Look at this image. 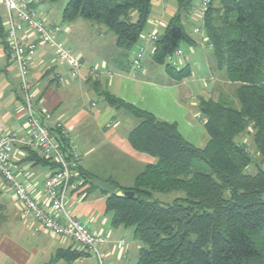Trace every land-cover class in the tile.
<instances>
[{"label":"trees","instance_id":"trees-1","mask_svg":"<svg viewBox=\"0 0 264 264\" xmlns=\"http://www.w3.org/2000/svg\"><path fill=\"white\" fill-rule=\"evenodd\" d=\"M151 1L67 0L62 20L103 24L114 33L116 46L129 50L147 25ZM176 2L175 14L157 34L152 59L164 65L170 77L181 79L190 74L188 64L178 67L169 58L182 43H192L181 21V12L189 11L192 0ZM218 4L209 3L202 30L233 96L218 91L216 99H199L207 135L203 146L185 140L174 122L160 121L104 89L100 92L111 106L125 108L139 119L127 140L136 151L156 158L136 174L132 187L107 181L134 191L133 198L108 193L105 208L112 225L131 228L141 243L135 264H264V168L255 165V172L249 171L253 154L238 139L249 134L253 153L264 164V0ZM3 41L6 44L5 32ZM54 132L69 157V138L59 129ZM40 158L52 169L57 167ZM78 170L82 184L93 187L95 176L80 166ZM171 191H182L184 197L166 205L148 199L153 192ZM87 252L58 254L77 257Z\"/></svg>","mask_w":264,"mask_h":264},{"label":"crops","instance_id":"crops-1","mask_svg":"<svg viewBox=\"0 0 264 264\" xmlns=\"http://www.w3.org/2000/svg\"><path fill=\"white\" fill-rule=\"evenodd\" d=\"M211 1L214 7H218V0ZM196 5L192 1L189 11L181 12L183 25L192 19ZM176 10V0H152L151 17L146 25L150 29L146 32H162L164 28L157 29L154 22L155 17L160 21L161 16L157 13L166 14L168 21ZM45 15L48 22L61 27L57 41L72 47V53L80 59V66L77 76L72 77L66 65L57 63L52 50L40 46L28 64L32 104L37 111L46 110L51 113L52 120L62 123L70 145L78 153L82 170L93 174L96 179L129 188L136 174L156 161L155 157L131 147L127 135L139 119L125 108L107 103L100 95L103 89L152 113L160 121L174 122L188 142L199 147L206 143L203 120H198V103L200 98L211 95L215 81L224 71L217 68L212 49L203 40V30L197 37L188 34L192 39V43L187 44L190 52L185 57L184 54L179 56L181 61L176 59L177 63L188 64L190 74L174 79L166 73L164 65V72L151 74L157 63L152 59L153 47L144 37L134 44L138 46L135 52L139 47L150 48V60L143 62L145 67L142 69H134L132 58L125 57L134 45L129 50L117 47L116 38L113 40L109 36L105 25L102 27L100 23L83 19L63 21L62 10L57 18L49 12ZM0 25V132L12 130L22 134L27 111L19 73L9 62L7 45L3 41L6 9L1 0ZM20 35L25 40L32 38L23 32ZM197 64L202 68L201 73ZM191 65L195 66L194 71ZM60 76L63 81L59 80ZM96 100L102 101L103 105L94 108ZM40 157L37 148L15 144L10 161L29 194L43 203V181L52 168ZM114 167L117 168L113 170ZM128 174L132 184L120 186L122 176ZM107 194L86 183L77 189H69L65 198L66 210L72 217L89 231L106 237L107 240L99 246L100 259L89 251L77 257L59 256L58 252L81 248L71 239L49 230H35L36 222L22 215L18 201L0 176V264H135L141 243L131 228L112 225L111 212L105 208Z\"/></svg>","mask_w":264,"mask_h":264},{"label":"built area","instance_id":"built-area-1","mask_svg":"<svg viewBox=\"0 0 264 264\" xmlns=\"http://www.w3.org/2000/svg\"><path fill=\"white\" fill-rule=\"evenodd\" d=\"M1 1L6 9L5 42L8 60L19 73V84L23 92L27 120L22 134L12 130L0 132V176L18 201L22 215L36 222L35 230L46 229L57 236L69 238L79 245V248L92 252L100 259L99 246L107 240L106 237L103 234L89 231L84 224L69 214L65 206V198L69 189H77L83 185L78 170V153L69 141L70 156L67 157L54 132L59 129L67 136L62 123L52 120L50 112L34 109L28 79L29 61L37 54L40 46L52 50L57 63L66 65L72 77L78 74L80 59L67 45L57 41L61 27L48 22L46 15L36 10L33 0ZM210 2L211 0H198L197 5L193 7V14H195L192 15V20L196 22L200 19L201 22V25H193V33L202 31L203 14ZM154 22L155 24L160 23L158 19H154ZM22 32L31 35L32 38L25 40L24 36L20 35ZM157 34L156 31L144 34V38L152 47ZM209 47L211 48V44ZM143 52L144 48L139 47L132 59L134 67H141ZM182 54V49L177 48L173 56L179 57ZM172 57L169 60L177 64ZM59 80L63 81L62 76ZM15 144L35 147L42 157L57 164V167L52 169L43 181L45 195L43 203L29 194L26 186L13 170L10 159Z\"/></svg>","mask_w":264,"mask_h":264},{"label":"rangeland","instance_id":"rangeland-1","mask_svg":"<svg viewBox=\"0 0 264 264\" xmlns=\"http://www.w3.org/2000/svg\"><path fill=\"white\" fill-rule=\"evenodd\" d=\"M33 1L35 2L36 10H38L39 12H42L44 14H45V12L46 13L49 12V14H53L54 15V18H57V17L60 16L61 10H62L63 6L65 5V3L67 2V0H58V1H54V2H52L50 0H33ZM192 1H193V3L197 4L198 0H192ZM48 10H50V11H48ZM157 15L161 16V18H160L161 23L156 24V28L159 29V30H162L165 27L166 23H167V18L168 17H167L166 14L161 15V13H157ZM149 17H151V15H149ZM152 18H153V16H152ZM154 19H158L159 20V18H156V17ZM132 20H135V14H132ZM84 21H86V20H84ZM86 22L94 23V21H86ZM100 25L102 27H104L103 24H100ZM184 25H185V31L190 36L197 37L198 33H193L192 32V26L193 25H201L200 19H198L195 22V21H193L190 18L189 23L184 24ZM149 29L150 28L146 26L145 31L142 33V36L140 37L141 38L140 40L143 39L145 32L147 30H149ZM201 33H202V31H201ZM108 34L114 40V38H115L114 33L108 31ZM202 34H203V38L204 39L203 38H201V39H203L204 41L207 40V36L205 35V33L203 32ZM207 44L209 45L210 43L207 42ZM181 46L183 47V48L181 47V49H182L183 54H184L183 56L185 57L187 55V53L190 52V47L186 43H182ZM136 47H138L137 44L132 47V51L130 53H127V55L125 57L133 59V53L135 52ZM69 48L72 51V47L69 46ZM149 50H150V48H146L145 47V50H144L143 56H142V63H141L142 65H141V67H138V68L133 67L134 69H139V68L142 69L143 67H145L143 62H145L147 59L150 60V58H149L150 57ZM137 51H138V48H137ZM137 51L135 52V54L137 53ZM125 57H124V59H125ZM172 59L174 61H176V59L179 60V57L174 55L172 57ZM179 61H181V60H179ZM177 65H178V67L183 66V62H182V64H181V62L177 63ZM154 66H155V71L151 72L152 75H156L159 71L164 72V70H163L164 68H163L162 64H154ZM191 66H192L191 70L194 71L196 69L195 66L194 65H191ZM197 67H198V72L201 73L202 68L199 66V64H197ZM162 75H163V73H162ZM215 82L216 83L214 84L215 85L214 89H213V91H212V93L210 95L211 97L216 99L217 96H218V91L223 92L228 97H232L233 96L232 95L233 87L230 86L231 84H227L226 83V73L225 72H220V74H219V76H218V78H217V80ZM96 99H97V97H96ZM97 100H96L97 103L94 102V106H93L94 108H99V106L103 105L102 101H100V100L97 101ZM235 103H237V102H235ZM199 116H200V119L198 118V120L202 121L203 120V116L200 113V111H199ZM238 139L240 141L244 142L249 147L250 154L251 155L253 154L252 155L253 156L252 157V159H253L252 162L253 163L249 166V168H248L249 171L250 172H255V170H256L255 165L258 166L259 168H264V164L261 162L260 156L254 155V153H253L250 135L249 134H242V135H240V137H238ZM197 164H198V162L196 163V165ZM116 168L117 167H114L113 170H115ZM201 168H202V170L208 171V169L202 164H201ZM129 178H131L130 174H128L127 176L126 175L122 176V181H120V183H119L120 186H129V185H131L132 182L129 180ZM182 197H184V194H183L182 191H171V192H168V193L153 192L152 195L148 199L157 201V202H159L162 205H166V204L172 203L177 198H182Z\"/></svg>","mask_w":264,"mask_h":264},{"label":"water","instance_id":"water-1","mask_svg":"<svg viewBox=\"0 0 264 264\" xmlns=\"http://www.w3.org/2000/svg\"><path fill=\"white\" fill-rule=\"evenodd\" d=\"M92 185L104 191L105 193H115L118 196L133 198L134 191L131 189H117L113 184L94 178Z\"/></svg>","mask_w":264,"mask_h":264}]
</instances>
